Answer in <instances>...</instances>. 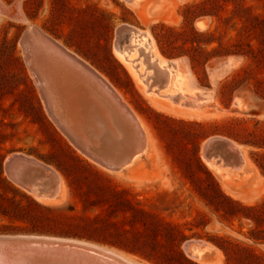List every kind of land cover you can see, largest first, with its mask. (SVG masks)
I'll use <instances>...</instances> for the list:
<instances>
[{
  "label": "rangeland",
  "instance_id": "1",
  "mask_svg": "<svg viewBox=\"0 0 264 264\" xmlns=\"http://www.w3.org/2000/svg\"><path fill=\"white\" fill-rule=\"evenodd\" d=\"M139 4L136 10L124 0H0V236L79 241L135 264H264V175L254 162H264V0ZM123 24L148 31L161 59L187 77L186 94L193 82L209 85L217 99L201 104L202 92L187 94L201 104L193 108H205L197 115L184 109L187 102L146 98L115 54ZM28 28L79 56L122 94L151 138L137 166L108 171L58 129L20 45ZM230 53L245 62L214 81L211 64ZM241 86L244 102L232 97ZM217 136L241 149L243 168L220 162L216 173L204 162L203 145ZM13 155L57 173L55 202L12 181L5 163ZM195 241L208 247L198 262L184 249Z\"/></svg>",
  "mask_w": 264,
  "mask_h": 264
},
{
  "label": "bare ground",
  "instance_id": "2",
  "mask_svg": "<svg viewBox=\"0 0 264 264\" xmlns=\"http://www.w3.org/2000/svg\"><path fill=\"white\" fill-rule=\"evenodd\" d=\"M124 1L130 5L129 6L130 9H132L131 6L135 8L136 10L138 9V7H140L138 5H140L139 2L141 0H124ZM20 14L21 13H19V15ZM197 27L199 29H203L205 27L204 22L198 21ZM26 35H27V38L24 37L20 45H22V48L25 54V59L28 63L27 65L31 69V74H33V77H35V81L37 85L39 86V88L46 89L48 94L51 96L52 100L54 101V107L57 105V108H58V105L61 104V108L68 110L69 119L71 118V116H73L72 112L76 108L75 105H78V104L83 106V109H85L86 113L88 114L90 113L92 114L94 110H96L97 112L102 113L104 117H107L108 116L107 109L104 106L103 101L101 100L102 99L101 95H105V94H107V96L112 100L115 107L117 106L118 109L121 110V113L122 112L125 113L127 118L129 117V115L130 117L131 116L134 117V122H136L139 130L142 132V135H143V139H144L143 149L140 152L133 155L131 159L127 162V165L122 169L111 170L105 167L104 165H101L100 163H97V164L104 169H107V170H110L111 172H116V173H123L137 166V164L142 161V157L146 156V153L148 152V148L150 147L149 145L151 142V138H150L149 133L146 131L144 123L142 122L140 117L127 104L128 102L126 103L124 101V99L121 96L122 94H120L118 90L115 89L112 86V84H110V82L107 80L105 76H103L100 72L94 69L90 64H88L86 61L81 59L79 56L70 52L67 48H65L63 45H61L57 41L43 35L35 28L33 29L28 28ZM114 49H115V54L118 57V59L128 68V70L130 71L131 75L133 76L137 84L141 87L140 89H142L144 95L149 100L150 99L155 100L153 102L156 103V99H161V101L163 99H166L169 102L173 101V103H171L173 105L176 102L177 104H175V106L176 105L178 106L180 104L182 105L185 102H187V104L189 105L191 104L190 105L191 107L192 106L195 107L197 104L196 102H198V104H200V102L201 104H203L204 98L200 100V102L199 100L198 101L195 100L196 101L195 102L194 99L192 100L193 98L192 97L190 98L192 101H190L189 99L190 96L188 97L187 95L188 93L186 94L184 90L185 79H187V77L185 78L184 74L182 75L179 71L176 70L178 68L175 69L174 68L175 66L174 67L172 66L174 64H171V63L173 62H169V61L167 62V60L161 59V57L155 51L154 42L152 41L150 34H148V31L147 32L146 30L141 31V30H138L137 27L134 28L126 24L125 25L123 24L122 26L117 27ZM69 59L75 60L76 63L80 64L81 67L76 66ZM76 70L82 71V73H84V75H82L83 77L85 76L87 72H92L96 78L95 82L93 84H89V83L82 81L83 79L82 80L80 79V83L78 84L74 83L73 78L76 77V75L79 73ZM92 92H94L96 95L91 94ZM189 93H191V91H189ZM196 98L198 99V97ZM119 101L128 108V111L125 110L126 108H124L123 105H121ZM181 105L180 107H182ZM187 107L184 109L185 110L187 109V111L191 110V112H193V113L188 112L189 114H195V108L193 107L187 108ZM176 110L177 109H175V111ZM177 112L179 111L177 110ZM71 124L76 131H78L80 134L83 133V128H84L83 124L76 123L75 121H72ZM110 127L113 131L114 127L112 125ZM83 135L84 134H82L81 137ZM99 135H100V130L97 129L94 132V136H96L97 138L99 137ZM231 142L232 141H230L231 149L234 151H239L238 148L235 147L236 143L234 142L235 143L234 144L233 142L232 143ZM240 152H241V149H240ZM240 155L242 159L241 162L243 163L244 162L243 157L245 155L244 153H243L244 156H242L241 153ZM13 156L17 158L11 164V167L6 169V171H7L8 176L12 179V181H14L19 186H23L21 182H19V176L22 174V172L26 171L25 168L27 167V164L30 163V164L40 165V162H37L36 160L30 159L25 156H20V155H13ZM11 157H9L6 160V162ZM203 159H204V162L210 168L216 171V173L217 171H221L220 166H218L215 163L216 162L215 160H209L204 157ZM246 162H244V165L247 164ZM241 167L243 168L244 166L243 165L240 166V169ZM222 168L224 167L222 166ZM229 168H232V171H233V168L237 170L238 167L237 168L229 167ZM226 170L227 169H225V172ZM227 172H226V175H227ZM56 174L54 171L50 170V175L56 181V190L53 196H41L40 197L36 194L34 190L28 189L27 187H24V188H26V191L32 194L38 200H41L47 203L55 202L59 194L61 193V187H62L61 182H60L61 179H59ZM75 243L85 245V246H91L93 248H98V249L104 248V247L100 248L98 246L86 244L83 242L75 241ZM196 243L197 242L195 241V244ZM185 245L186 246L184 249L187 251V247L191 246V242H186ZM200 246L199 245L194 246L190 251H187L191 259H194L195 261L197 260L196 262H198L199 260L203 258V254L205 253L204 250L208 248L205 246L201 248ZM103 250L110 255L120 258L121 260L125 261L127 264H135L131 260L123 256H120L112 251H109L106 249H103ZM7 253H8L7 250H0V264H41V263H35V262H30V261L29 262L14 261V262L6 263L7 259L5 255H8ZM45 264H49V263H45ZM57 264H61V263H57Z\"/></svg>",
  "mask_w": 264,
  "mask_h": 264
},
{
  "label": "water",
  "instance_id": "3",
  "mask_svg": "<svg viewBox=\"0 0 264 264\" xmlns=\"http://www.w3.org/2000/svg\"><path fill=\"white\" fill-rule=\"evenodd\" d=\"M198 21L203 22L202 20ZM24 37L27 38V35ZM69 60L76 66L81 67L75 60ZM76 71L80 74L78 73V76L76 75L73 78L74 83H80V79L89 84L95 82L96 78L92 72H87L83 77L84 73L82 71ZM40 92L46 110L58 129L76 149L96 164L100 163L111 170L122 169L133 155L143 149V135L136 122H134V117L129 115L127 118L125 113H121V110L117 106L115 107L107 94L101 95V100L107 109L109 119L96 110L92 114L86 113L80 104L75 105L76 108L72 112L73 116L69 119L68 110L61 108V104L58 105V108L56 105L55 108L54 101L46 89H40ZM91 94L96 95L94 92ZM121 105L128 111L123 103ZM72 121L83 124V133L80 134L73 128ZM111 125L114 127V132L110 127ZM97 129L100 130V135L96 138L94 132ZM82 134L84 135L81 137ZM239 152L231 149L229 140L218 136L209 138L203 145V157L215 160L216 164L222 162L223 166L240 167L242 159L241 152ZM16 158L12 156L5 163V169L10 168ZM25 170L19 176V182L23 185L20 187L25 190L24 187L32 189L40 197L54 195L56 181L50 175L48 167L42 164L28 163ZM197 245L191 242V246L187 247V251ZM0 250H7L8 252V255H5L6 263L30 261L41 264H127L120 258L106 253L103 249L77 244L74 240L41 236H0Z\"/></svg>",
  "mask_w": 264,
  "mask_h": 264
},
{
  "label": "crops",
  "instance_id": "4",
  "mask_svg": "<svg viewBox=\"0 0 264 264\" xmlns=\"http://www.w3.org/2000/svg\"><path fill=\"white\" fill-rule=\"evenodd\" d=\"M244 63L245 59L238 55H228L221 58L214 59V62L211 64V73L213 76L214 81H219L223 77H225L235 66H237L240 63ZM227 69V70H225ZM200 91L203 93V102L206 101V103H212L214 102L217 97L214 95V91L210 88L209 85L205 86V88L200 89L198 86L192 82V85H190V89L188 90V94L190 96H194L195 91ZM191 91V93H189ZM207 94V95H206ZM197 96V95H196ZM208 97L211 98V100H206ZM232 97H235L238 100H241L242 102L245 101V95H244V86L238 87L232 92ZM205 100V101H204ZM203 106V105H202ZM199 108V109H198ZM202 108V109H201ZM205 110L204 107H201L200 105L195 108V114L200 115ZM242 165V164H241Z\"/></svg>",
  "mask_w": 264,
  "mask_h": 264
},
{
  "label": "trees",
  "instance_id": "5",
  "mask_svg": "<svg viewBox=\"0 0 264 264\" xmlns=\"http://www.w3.org/2000/svg\"><path fill=\"white\" fill-rule=\"evenodd\" d=\"M206 1H203L201 4H204ZM228 55H238V56H241L239 54H236V53H230V54H227L225 56H228ZM223 56V57H225ZM220 58V57H219ZM263 159H264V155L262 156ZM257 168L260 170V172L264 175V162H258L256 159L254 160Z\"/></svg>",
  "mask_w": 264,
  "mask_h": 264
}]
</instances>
